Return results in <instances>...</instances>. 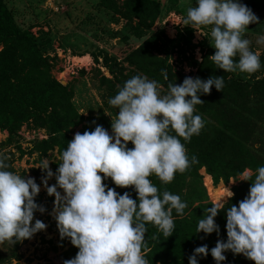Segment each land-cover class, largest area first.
<instances>
[{
    "label": "clouds",
    "instance_id": "9594fccd",
    "mask_svg": "<svg viewBox=\"0 0 264 264\" xmlns=\"http://www.w3.org/2000/svg\"><path fill=\"white\" fill-rule=\"evenodd\" d=\"M183 23L210 27L216 51L208 59L218 69L248 74L260 70L259 55L250 50L251 41L243 38L249 25L259 23L258 17L239 0H197L187 9ZM257 43L264 44V36ZM162 75L167 79L163 70ZM160 87L147 76L128 79L109 100L118 109L111 122L112 134L101 125L94 131L77 132L60 157L56 185L47 184L54 175L49 164L42 167L47 173L42 183L48 195L55 197L53 212L60 237L70 238L79 249L75 258L63 264H149L145 259L146 224L172 236L173 210L183 215L187 204L169 191L161 194L150 177L169 184L177 173L198 163L195 156L189 159L181 138L190 141L200 133L204 122L194 115L195 106L204 104L200 95H209L213 87L222 92L224 77H186L182 84L169 83L166 94ZM129 143L134 147L129 149ZM7 159L0 156V243L14 244L31 239L47 225L40 220L32 223L36 211L45 212L35 203L40 186L34 178L7 170ZM106 178L118 188H134L137 199L108 188L103 182ZM233 196L228 190L223 200L207 208L198 220L197 232L219 234L215 218ZM226 231L227 242L218 239L210 252L216 264L226 260L227 251L264 264V166L256 169L248 196L227 210ZM208 254L207 245L197 247L189 264H198L197 257Z\"/></svg>",
    "mask_w": 264,
    "mask_h": 264
},
{
    "label": "trees",
    "instance_id": "16d2710c",
    "mask_svg": "<svg viewBox=\"0 0 264 264\" xmlns=\"http://www.w3.org/2000/svg\"><path fill=\"white\" fill-rule=\"evenodd\" d=\"M255 3L253 1L250 5ZM97 5L111 12L114 17H120L128 23L133 22L129 31L141 39L139 44L133 45L127 43L129 36L123 34L120 41L125 43V49L128 48L125 55L118 58L103 54L101 63L107 68L110 77L101 74L98 78L100 85L113 91L116 87H123L133 76L142 75L156 80L161 86L160 92L166 94L169 83L182 84L190 75L202 80L212 76L224 77L222 92L213 87L209 95H200L204 104L195 106L194 115H200L204 122L200 133L193 135L190 141L181 138L189 159L195 156L198 163L192 164L182 174L177 173L169 184H164L155 175L150 177L161 194L169 191L186 202L183 215H178L173 210L175 228L172 236H165L151 223L146 224L145 234V259L149 264H189V257L193 255L194 249L203 245L208 246L209 254L206 257L198 256V264H216L210 252L218 239L227 242V210L233 205L238 206L248 196L256 169L264 166V48L259 55L261 68L252 74L239 71L227 73L218 69L208 59L215 54L213 45L205 47L200 60L191 56L189 65L195 70L185 73L169 57L170 51L174 49L178 54L185 55L180 39L190 47L192 29L185 28L184 33L178 32L176 38H169L162 30L146 32L153 29L161 14L160 0H98ZM170 7L174 11L185 12L177 2ZM51 41L50 34L46 31H40L36 35L30 28L21 27L6 1L0 0V130L7 132L5 144L14 145L22 154L23 150L18 143V131L22 125L43 128L47 137L35 140L33 150L45 155L56 148L61 162L62 152L73 139L75 127L80 126L79 132L83 134L85 131H94L97 125L104 128L107 125L104 118L80 113L73 102L71 85L62 84L53 76L56 58L49 56L47 52ZM82 43L84 46L78 43L77 52H89L90 45L84 40ZM61 44L75 48V41L65 39ZM99 58L94 56L96 63H99ZM234 60L238 62L239 57ZM122 63H126L128 71L124 72L120 66ZM162 70L167 73V79L162 75ZM172 134L175 135L174 132ZM127 147L131 149L134 145L129 143ZM0 156L8 157V154ZM5 163L9 165L7 170L12 171L9 157ZM201 168L211 176L214 184L220 181L226 183L246 169L252 172L232 188L234 196L216 216L219 234L197 232L198 220L214 204L208 200L202 175L199 173ZM103 182L120 195L128 192L134 200L137 199L134 188H118L110 178ZM78 251L70 244L60 255L62 264L65 260L75 258ZM241 260L243 264H254L246 257Z\"/></svg>",
    "mask_w": 264,
    "mask_h": 264
},
{
    "label": "rangeland",
    "instance_id": "374dc122",
    "mask_svg": "<svg viewBox=\"0 0 264 264\" xmlns=\"http://www.w3.org/2000/svg\"><path fill=\"white\" fill-rule=\"evenodd\" d=\"M12 9L17 23L23 28L30 30L38 35L40 31H46L51 37V46L47 52L49 56H55L56 65L52 70L53 76L62 84L69 83L73 90V102L80 113L95 115L104 118L106 129L112 134L111 122L118 115V109L109 104V100L114 98L122 87H116L115 90H109L100 85L98 78L107 68L101 63V57L104 53L108 56H117L122 58L128 48H124L125 43H121L120 38L123 34L129 36L128 42L133 45L139 44L141 39L137 38L131 31L130 25L133 22L113 16L111 12L97 5L98 0H5ZM255 1V5H250ZM174 2L180 4L185 11H174L170 6ZM197 0H160L161 14L153 26L152 31L164 33L169 38H176L178 32L184 33L185 28L192 29L191 46L180 39L181 49H184L185 55L170 51L169 60L177 68L181 67L185 73L194 71L195 68L189 65L191 56L199 60L202 51L207 45H213L210 35V27H193L183 23L187 15V9L196 5ZM245 4L258 17L259 23L249 25L244 34L245 39L251 41L250 50L260 55L264 44L257 43L260 36H264V0H239ZM84 38V39H83ZM67 39L69 42L75 41L74 49L69 46H63L61 42ZM86 41L89 46V52H77V45ZM84 46V45H82ZM59 49H62L61 52ZM89 56H87V55ZM83 55H85L83 57ZM99 56V63H96L94 56ZM182 61V62H181ZM102 66V68L99 67ZM124 72L129 70L126 63L120 64ZM97 68L99 72H97ZM83 70V73L81 72ZM109 74V72H108ZM110 77V74L109 76ZM191 77V75H190ZM75 127L72 132V138L79 132ZM80 133V132H79ZM18 143L23 150L21 154L14 145L7 146L5 139L6 131L0 130V155L8 154L12 171L21 177L34 178L37 185L40 186V192L35 197V203L43 206L45 212L36 211L34 213L33 224L36 220L42 221L47 225L46 229L35 233L31 239L18 241L14 244L7 241L0 243V254L2 262L0 264H62L61 253L71 244L70 238L61 239L54 218L55 197L49 196L42 183L47 173L42 167L49 164V169L53 172L51 179L47 180L48 186L56 185V172L59 167V155L54 148L42 155L33 150L35 140L46 138L47 134L43 128H30L23 124L18 131ZM199 173L202 175V183L206 179L204 169ZM252 172L246 169L241 175L230 178L228 182L220 181L214 184L213 188L222 186L223 192L237 186L241 180ZM205 175V176H204ZM220 188V187H219ZM221 189V188H220ZM208 200L216 204L211 197L208 188L206 189ZM57 191L64 195L63 190L57 188ZM233 192V191H232ZM226 260L222 264H243L241 260L245 256L239 257L231 251L227 253ZM245 264V263H244Z\"/></svg>",
    "mask_w": 264,
    "mask_h": 264
},
{
    "label": "bare ground",
    "instance_id": "6f19581e",
    "mask_svg": "<svg viewBox=\"0 0 264 264\" xmlns=\"http://www.w3.org/2000/svg\"><path fill=\"white\" fill-rule=\"evenodd\" d=\"M205 185L207 186L208 191H209V193H210V195L213 198V200H214L215 203H218L221 200H223L227 196V194H228V191L227 192H223L222 186H221V189L219 187H217V188L211 187V184H210V176L208 174L206 175Z\"/></svg>",
    "mask_w": 264,
    "mask_h": 264
},
{
    "label": "built area",
    "instance_id": "2783aa9c",
    "mask_svg": "<svg viewBox=\"0 0 264 264\" xmlns=\"http://www.w3.org/2000/svg\"><path fill=\"white\" fill-rule=\"evenodd\" d=\"M61 52L63 51L62 49H59ZM101 60V59H100ZM99 67L100 68H102V66H100L99 65ZM103 74L105 75V76H109V74H108V70H104L103 71ZM204 173H205V170H204ZM206 174V173H205ZM210 176V175H209ZM210 184H211V186H213L214 185V183H213V181H212V179H211V176H210ZM203 185L206 187V189H207V186L205 185V183H204V181H203Z\"/></svg>",
    "mask_w": 264,
    "mask_h": 264
},
{
    "label": "crops",
    "instance_id": "0c3cea01",
    "mask_svg": "<svg viewBox=\"0 0 264 264\" xmlns=\"http://www.w3.org/2000/svg\"><path fill=\"white\" fill-rule=\"evenodd\" d=\"M86 55H87V54H86ZM87 56H89V55H87ZM206 175H207V174H206ZM218 187H220V188H221V186H218ZM222 188H223V190H224V189H226V188H224V187H222Z\"/></svg>",
    "mask_w": 264,
    "mask_h": 264
}]
</instances>
